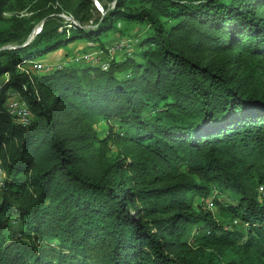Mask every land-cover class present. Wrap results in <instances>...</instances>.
I'll return each mask as SVG.
<instances>
[{"label":"trees","instance_id":"16d2710c","mask_svg":"<svg viewBox=\"0 0 264 264\" xmlns=\"http://www.w3.org/2000/svg\"><path fill=\"white\" fill-rule=\"evenodd\" d=\"M98 1L0 0V264H264V0ZM120 23L107 70L18 66Z\"/></svg>","mask_w":264,"mask_h":264},{"label":"rangeland","instance_id":"374dc122","mask_svg":"<svg viewBox=\"0 0 264 264\" xmlns=\"http://www.w3.org/2000/svg\"><path fill=\"white\" fill-rule=\"evenodd\" d=\"M101 10L96 8V12L93 13V18L103 16L106 10H103V3L100 2ZM119 30L111 33L107 39V43L104 49H98L92 47L84 42H73L68 46L56 49L48 54L37 57L18 64L20 68L28 70L35 76H44L57 69H62L68 66L77 65L80 67L95 65L101 66L102 63L109 64L111 60H124L126 57L135 58L139 52V44L141 43L145 33L148 31L144 25L136 23H120L118 24ZM36 27L35 29H37ZM129 46V47H128ZM114 47L111 52L109 48ZM88 56V59L85 58ZM7 80V75L0 76V92L4 88V83ZM8 94V93H7ZM8 95L6 97L5 104L7 102ZM110 125L107 123H101L99 125V135L105 137ZM1 172V170H0ZM3 180V175L1 176ZM197 202L203 203L201 199Z\"/></svg>","mask_w":264,"mask_h":264},{"label":"built area","instance_id":"2783aa9c","mask_svg":"<svg viewBox=\"0 0 264 264\" xmlns=\"http://www.w3.org/2000/svg\"><path fill=\"white\" fill-rule=\"evenodd\" d=\"M93 3L96 5L98 10H101V5L98 0H93ZM109 8L114 7V2H111L108 4ZM60 17L64 19L65 22L69 23L68 26L73 25L77 27H87V25L82 26L80 23L77 21L73 20L70 16L66 14H59ZM90 26H92V21L89 22ZM40 30V27L37 28V32ZM129 47V46H128ZM102 50V49H101ZM114 50V47H111L108 49L109 52ZM86 59H88V56H85ZM109 67V64L107 63H102L101 68L103 70H107ZM6 109L9 115L13 118V120L22 125V126H28L31 122L32 119V114L29 108L26 106V104L20 99L18 93L14 91H9L8 92V99L6 102ZM3 184V180L0 177V185ZM217 192L215 189H212L211 195L202 201V205L207 208L214 210V197L216 196Z\"/></svg>","mask_w":264,"mask_h":264},{"label":"water","instance_id":"95a60500","mask_svg":"<svg viewBox=\"0 0 264 264\" xmlns=\"http://www.w3.org/2000/svg\"><path fill=\"white\" fill-rule=\"evenodd\" d=\"M41 25H42V23H40L38 27L41 28ZM36 34H37V29H35V30L30 34V36H29V38H28V40H27V42H26L25 44H27L29 41H31V40L33 39V37H34Z\"/></svg>","mask_w":264,"mask_h":264}]
</instances>
